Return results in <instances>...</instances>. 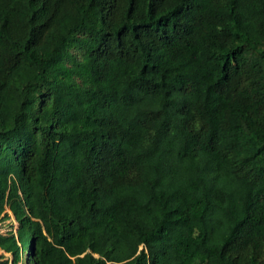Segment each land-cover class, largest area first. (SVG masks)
Here are the masks:
<instances>
[{"label":"trees","instance_id":"obj_1","mask_svg":"<svg viewBox=\"0 0 264 264\" xmlns=\"http://www.w3.org/2000/svg\"><path fill=\"white\" fill-rule=\"evenodd\" d=\"M0 264H264V0H0Z\"/></svg>","mask_w":264,"mask_h":264},{"label":"rangeland","instance_id":"obj_2","mask_svg":"<svg viewBox=\"0 0 264 264\" xmlns=\"http://www.w3.org/2000/svg\"><path fill=\"white\" fill-rule=\"evenodd\" d=\"M10 217L4 220L3 222H0V230L2 233L6 234L11 230L17 231L18 224L16 223L14 216L9 212ZM6 255L4 252L0 251L1 255ZM9 256V255H6Z\"/></svg>","mask_w":264,"mask_h":264},{"label":"water","instance_id":"obj_3","mask_svg":"<svg viewBox=\"0 0 264 264\" xmlns=\"http://www.w3.org/2000/svg\"><path fill=\"white\" fill-rule=\"evenodd\" d=\"M15 219V218H14Z\"/></svg>","mask_w":264,"mask_h":264}]
</instances>
